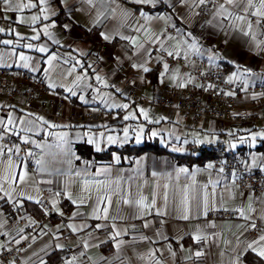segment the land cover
<instances>
[{"label": "snow or ice", "instance_id": "obj_1", "mask_svg": "<svg viewBox=\"0 0 264 264\" xmlns=\"http://www.w3.org/2000/svg\"><path fill=\"white\" fill-rule=\"evenodd\" d=\"M0 4L3 6L0 11L20 14L14 20L7 16L3 17L4 19L12 20L13 23L35 26L31 27L34 33L31 37L22 36L15 28L7 30L17 39L15 41L0 40V45L13 46L11 52L0 49V67L11 68L13 64L7 63V57L15 55L16 67L27 69L31 73L39 70L40 61H33L31 56L22 52L16 54L15 48L22 46L39 53H47L49 48L46 44L21 45L20 42L24 39L39 40L43 34L53 44L59 45L60 40L56 38L52 30L59 27L62 31L72 34L75 28L80 26L77 14L87 15L90 26L87 27L86 32L98 36L104 42L105 50L103 52L91 49L87 52L74 50L79 51L81 57L90 56L92 59L85 65L80 59L69 54L64 63L69 64L71 61L74 63L67 69H61L57 73L56 80L52 78L51 73L57 67L54 61L60 60L61 57L53 53L44 61L48 65L44 69L47 88L53 90V95L57 94L56 89L62 88L65 93H68L63 97L65 100L76 97L78 90L84 93L91 89V100L86 99L83 94L79 95V101L82 104L89 105L99 101L100 105L108 110L128 109L130 107L128 103H116L111 93L101 92L99 88H93L87 83L88 70H91L97 84L103 88H114L116 93L127 98V90L116 87L114 81L110 84L109 80L97 71L96 65L107 66L110 60L119 65L118 69L112 71V75L117 78L128 62H131V69L143 74L155 71L149 66L154 62L159 69L154 78L160 84L170 82L172 87L179 89L187 88L189 85L203 91L215 89L216 85L213 83H208L206 86L196 83L195 76L183 71L180 67H173L169 60V58L172 61L182 59L185 66L195 67L193 58H198L202 61L206 60L208 64V71L201 72V76H211L213 68L223 69L225 75H217L216 78L226 84H238V91L247 93L249 87L257 83L264 88V73L254 71L251 65L242 66L239 59H229L222 51L224 45L229 43V37L236 33L246 38L249 52L264 58V39L260 38L264 36V0H0ZM25 12L32 14L25 16L23 15ZM133 21L135 24L132 23ZM154 22L164 25L159 34L153 27ZM125 30L138 35H129ZM205 31L213 37L223 33L221 43L215 46L206 45L202 41ZM4 32L6 29L0 28V33ZM118 41H124L126 45H121L116 51ZM129 48L132 49L130 53ZM77 67L84 71L76 75L71 84L66 83L67 76L75 73ZM139 79L143 83L145 76L141 75ZM40 83L43 84L44 81ZM131 83L136 85L135 80ZM221 93L227 97H235L237 90H221L216 94ZM260 96H264V92H253L250 98L255 100ZM3 107L14 106L0 105V108ZM136 110L148 123L159 124L165 119L160 117L152 120L147 109L136 106ZM92 111H100V108H93ZM233 115L241 114L237 112ZM123 119L135 120L137 116L135 112L129 111ZM69 127L71 125H61L32 112L17 117L10 111L7 119L0 117V141H5L6 137H16L19 140V143H12L11 146L0 143V205H10L9 211L19 212L25 202H34L40 205L44 215L58 214L60 217L66 216L61 199L74 206L71 214L67 215V223L62 221L55 226L54 230H41L40 236L51 234L53 242H46L40 249L46 257V259L44 257L40 259V264H85V259L91 264H114L115 261H119V264H135L133 258L128 255V249H132L134 253L136 245L155 244L161 239L169 243L162 245L161 248H150L145 254L135 255V259L142 261L143 264H163L164 248L175 259L177 253L173 250L171 241L175 240L183 250L184 245L180 241L185 235L189 236L192 246L184 259L191 264H200L201 259L209 255L207 249L221 238V233L215 231L218 225L208 219L212 213L219 212L235 217L237 222L230 227L238 230V234H233L234 239H223L226 247L219 255L222 258L227 256V264H264V188L261 189L260 195H255L256 190L249 187L248 191L240 192L241 203L238 207H227L228 201L234 200L236 191L243 186L241 182L244 174L238 170H232L228 174L231 178V185H229L226 178L221 175L225 172L226 161L220 162L221 166L218 170L217 165L212 162L205 163L203 167L173 166L167 162L171 171H154L152 176L156 178L157 183L150 194L145 195L142 186H137L135 191L131 184L124 188L125 181L118 169L114 172L111 165L95 167L94 161L84 158L81 154L101 153L108 146L127 143L129 128L123 129L122 140L112 135L105 137L103 132L93 135L90 131L92 127H107V125H89V131L83 134L76 133L75 139L66 131H50ZM143 131L141 126L136 132V144H141ZM41 134L50 139L33 138ZM229 134L233 135V133ZM157 135H159L157 132L151 133L153 137ZM175 139L180 141L179 136ZM257 140L264 141V131L249 130L248 137H240L239 144H246L249 149H252L257 147ZM220 143L215 136L201 138L197 133L191 140L181 141V146L173 145L171 151L186 154L203 163L205 155L217 150L225 151L222 147L219 149L213 147ZM34 149H38L39 154ZM234 149H237V144L230 143L227 150ZM250 155L251 163L244 164L249 179L254 170L264 172V155L251 152ZM232 156L235 160L237 154L233 152ZM111 157L115 163H120V156L115 152L111 153ZM33 160L36 173L66 177L63 188L55 191L47 202L39 195L33 196L29 193L31 189L39 194L41 192L39 184L53 183L51 179L37 181L33 175H30L33 171L31 167ZM74 162H82L84 167L74 168ZM195 162L193 160L192 164ZM93 167H95L94 173L90 171ZM205 171L210 176L213 171H216L217 178H210L206 183H200L197 176ZM73 172L76 177H88L81 180L82 194L78 196H74L71 190ZM98 177H104V179H97ZM221 186H223V192H218L217 189ZM47 191L52 192V189L49 188ZM224 193H227V196ZM114 203L117 207L113 215ZM49 204L51 207H48ZM82 208H87L88 211H81ZM2 215L3 213L0 212V217ZM201 217L205 222L198 223L191 233L170 236L164 231L169 219L191 221L200 220ZM27 219L29 221L27 227L36 224L31 217ZM137 221L141 222L139 226L147 232L135 235L138 229V224L135 223ZM6 225L7 220L0 218V235L7 237V242L0 243V251L11 254L13 249L8 245L14 243L18 246L15 251L26 252V249L19 247L22 241L29 239L27 235H24L25 229H14L16 234L13 236L11 235L13 229L10 226L6 229ZM156 225H159L158 229ZM47 227L45 225V229ZM65 232L68 233L67 236ZM62 238L68 240L73 246L60 242ZM36 239V236L31 237L32 244L36 242ZM32 244H29L28 248H31ZM106 245L108 250L113 252L111 257L100 256L93 260L88 255L89 250L103 249ZM157 253L161 255L157 256ZM32 255L37 253L33 251ZM0 264H4L3 257H0ZM6 264H16V259L13 258ZM23 264L27 262L24 261ZM221 264H224L223 260Z\"/></svg>", "mask_w": 264, "mask_h": 264}, {"label": "crops", "instance_id": "obj_2", "mask_svg": "<svg viewBox=\"0 0 264 264\" xmlns=\"http://www.w3.org/2000/svg\"><path fill=\"white\" fill-rule=\"evenodd\" d=\"M2 4H0V10H2ZM35 11V10H33ZM31 12H25L23 15L28 16L31 15ZM18 13H8L0 11V28L6 29V32L0 33V40L4 39H12L15 41L17 38L14 34H9L7 30L15 28L16 31L20 32L24 37H31L34 33L31 30V27L27 24H18L13 23L12 20L15 19ZM12 17V20L4 19L3 17ZM77 19L79 21V27H76L72 34H69L66 31H62L59 27L53 29L52 31L56 34V38L60 40V44H53L46 36L41 34V38L39 40L33 41L30 39H24L20 43L21 45L26 43H32L34 45L46 44L49 48L47 53H39L34 49H28L24 47H16V54L24 53L25 55L31 56L33 61L39 60V70L35 73L29 72L27 69L16 67L14 61H16V56L12 55L7 57V63L13 64L11 68L0 67V105H11L14 107H3L0 108V117L7 119L8 112H13L17 117L24 115L27 112H32L35 115L44 116L46 119H50L52 122L64 125H71L69 128H61V129H51L50 131H66L69 133L70 137L75 139L76 133L83 134L84 132L89 131V125H107V127H92L90 129L93 135H99L101 132L104 133V136L112 135L119 137L121 140L124 138L123 129L125 127L129 128V135L127 143L123 145H111L105 149L104 152L109 151L107 156L96 158L95 153H81L84 158L90 159L95 162V167H99L101 165H111L113 171L119 170L120 175L123 177L125 183H123V187L127 188L129 184L132 185L133 191H135L137 186H142L145 195H149L152 188L157 183L156 178L152 176L154 171L156 172H168L171 169L168 167V163L170 162L173 166H192V167H203L205 163L212 162L217 165V170L221 166L220 162L224 159L220 158L218 162L214 159L207 160L201 164H188L177 163L175 162L168 154H154L151 152H143L139 155H121L114 151L115 149L121 148L124 145H142L144 143H150L157 145L163 148L166 152H171L175 155L184 156L186 154L182 153H174L171 151V147L173 145L181 146V141L184 139L191 140L193 135L199 133L200 137L204 136H215L221 142V146L228 147L230 143H236L237 149L232 150L237 154V159L244 167V164L251 163V153H256L257 155H264L261 152L255 151L254 148L249 149V147L245 145L239 144L240 137H248L249 130L251 132H261L264 131V124H243V125H232L219 120H215L212 118H193L192 116H184L181 113L177 112L175 109L158 107L154 105V101L156 98L162 97L164 95H172L173 92L179 88H174L171 86L170 82H166L165 84H160L154 77L158 74L159 69L157 65L153 62L149 66L152 67L155 71L149 74L137 73L135 70L130 68V63L128 62L123 66V70L119 72V78L112 75L113 69H118L119 65L115 63V61H109L107 66L96 65L97 71L104 75L106 79L109 80L111 84L113 81L115 82L116 87L127 90V98L119 95L115 92L114 88H103L101 85L97 84L95 81L94 74L91 70H88V80L87 83L91 84L93 88H99L101 92L111 93L113 99L116 103H128L130 107L125 110L113 109L108 110L100 105L99 101L94 104L84 105L79 101V95L83 94L86 99L91 100L92 90L89 89L87 92L81 93L79 90L77 91L76 97H71L68 100H65L63 97L67 96L68 93H65L62 88L56 89V95L52 94L51 89L47 88V79L44 75V69L48 67L44 61L47 60L48 56L56 53L61 57L60 60L54 61V64L57 65L55 71L51 73L52 78L54 80L57 79V73L61 71V69H67L71 66L74 61H71L69 64H65L64 60L68 59L69 54L80 59L82 63H85L88 60H91L92 57H81L79 55V51L74 50H82L87 52L89 49L92 51H101L103 52L104 46L102 43H92L86 42L84 40V32L87 27L90 26V22L88 21L87 15L84 13H78ZM67 22V21H65ZM47 23V22H45ZM135 24V21L132 22ZM154 29L159 34L161 28L164 25L160 22H154ZM129 35H138L135 32H131L125 30ZM174 34V33H173ZM223 33H220L217 36H209L207 31H205L202 41L208 45H219L222 40ZM264 39V36L260 37ZM121 45H126L124 41H118L116 45V51H118ZM248 45L246 42V38L240 36L239 34L234 33L229 37V43L224 45L222 51L223 54L226 55L229 59H239V63L242 66L251 65L253 70L258 73H264V58L254 55L252 52L247 50ZM0 49H3L5 52H11L13 46L11 45H0ZM129 53L132 51L131 48L128 49ZM238 54L239 57H238ZM154 55H159V53H154ZM198 59V58H193ZM170 63L173 67H180L183 71H186L179 63L172 62L169 58ZM181 61H183L181 59ZM206 62V60H204ZM207 63V62H206ZM223 72L224 70L221 69ZM84 69L77 67L75 73L70 76H67L66 83L71 84L72 80L75 79L76 75L81 74ZM225 73V72H224ZM141 75L145 76V80L143 83L140 82L139 77ZM41 79L44 81L43 88L39 90L35 96L31 99H27L22 91L17 92L14 96H11V93L17 83L22 84V88H28L35 84V81ZM151 79L154 82H151ZM135 80L136 85H133L131 81ZM150 81V83H149ZM59 83V81L57 80ZM196 83H198L196 81ZM259 86L257 83L254 86H250L247 93L243 91H238V84H228L224 91H232L237 90V95L235 97H227L226 98H234L236 100V106L240 112L246 114H256L258 113L262 107L264 106V96H260L258 99H251L252 91L251 88ZM196 88V87H195ZM198 93L202 96V99L205 98L206 92L200 88H196ZM264 91H258L255 93H260ZM133 95V99H130L129 96ZM136 106L142 107L148 110L149 117L152 120L158 119L160 117H165V119L161 120L159 124L156 123H148L145 121L136 110ZM93 108H100V111L93 112ZM23 110V111H21ZM129 111L135 112L137 119L135 120H124L123 116L126 115ZM19 123V120H17ZM80 125L81 127H76ZM143 127L144 131L142 134V142L141 144H136V132L139 131L140 127ZM152 132H157L159 135L151 136ZM229 133H233L230 135ZM179 136L180 141H177L175 137ZM34 139L43 140L50 139L45 138L43 134L39 137H33ZM260 140H257V145ZM0 143H7L11 146L12 143H19V140L16 137H6L5 141H0ZM34 151L39 154L38 149H34ZM115 152L120 156V163L117 164L112 160L111 153ZM102 153V152H101ZM139 162V163H138ZM57 167H66L62 165H56ZM32 172L30 175H33L37 181L40 180H48L51 179L53 181L52 184H39L38 186L41 188V192L37 194L35 191L29 189V193L33 196L39 195L41 199L43 195H45V202L52 198V194L55 191L61 190L63 188L64 181L66 177H56V176H48L47 174L36 173L35 172V161H31ZM74 168H83L84 164L82 162H74ZM95 167L90 169L91 172L94 173ZM245 168V167H244ZM19 168L17 169V171ZM232 170H227L225 168V172L221 175L224 176L227 180V183L231 185V178L228 175ZM254 172H260L258 169L254 170ZM131 177V180H129ZM88 177H76L74 172L71 175L72 184L71 190L74 196H78L81 193V180L87 179ZM115 178V176H113ZM216 179L217 172L213 171L211 176L208 172H202L197 176V180L200 183H206L209 179ZM97 179H104V177H98ZM51 188L52 192H48L47 189ZM218 192H223V186L217 189ZM248 191V189L240 188L236 191L235 199L230 200L227 203V207L234 208L238 207L241 203L240 192ZM86 195V194H85ZM227 196V193H224ZM115 197L113 200L115 201ZM35 204L34 202H29ZM246 203V201H245ZM61 204L64 205V210L66 211L65 217H60L58 214L51 215L49 218H46V215L43 214L42 218L34 217L30 212L23 210V207L16 212L15 210L9 211L10 205L2 206L0 205V212L3 213L2 219L7 220L6 229L11 227L13 231H11V235L15 236L14 229L16 228H24V235H27L29 239L27 241H22L19 247H23L26 249V252H19V259L16 264H23L24 261L27 264H40V259L44 257V253L40 252V249L44 247L46 242L51 241V234L48 236H40V232L42 229L48 231V229H55L57 224H60L62 221L67 223V215L71 214V211L74 210V206L65 200L61 199ZM40 208V205L35 204ZM258 206V205H257ZM48 207H51L49 204ZM117 205L114 203L112 207V214H115ZM41 210V208H40ZM42 211V210H41ZM81 211L87 212V208H82ZM24 217V219H21ZM28 217H31L36 221L35 225L31 227H27L26 225L29 223ZM148 219H152V217H148ZM211 221L215 222L218 227L215 231L221 233V238L217 241L212 247L208 248L207 251L209 255L206 258H202L200 264H221L223 260L224 264H227V256L221 257L219 253L225 250V245L223 243L224 238H232L234 239L233 234H238V230L236 228L230 227V225L235 224L237 222L235 217H230L227 213L219 212L212 213L208 218ZM79 223V221H76ZM204 218L201 217L200 220H191V221H179L174 219H169L167 221V225L165 226L164 231L170 236H178L183 235L184 233H191L194 231L195 226L198 223H204ZM138 224V229L135 235H139L142 232H147V230L143 229L141 226V222H135ZM243 223V221H240ZM45 225H47V229H45ZM38 226V230L32 233V228ZM157 229L159 225L155 226ZM211 231V230H210ZM68 233L65 232V236ZM36 236V242L32 244L31 237ZM131 236L129 237V239ZM7 242V237L0 235V243ZM62 243L69 244V246H73L70 244L68 240L61 239ZM169 241L159 240V243L155 244H138L134 248V253L132 249H128V255L131 256L135 262V264H143L142 261L136 260L135 255L145 254L150 248L156 249L161 248L162 245H167ZM173 250L176 251L177 257L174 259L169 253H167L166 248L163 251V264H191V262L184 259L189 254V249L192 246V241L189 236L185 235L184 239L180 241L181 244L184 245L183 250L177 245L175 240L171 241ZM12 244V243H11ZM14 244V243H13ZM32 244L31 248H28V245ZM10 245V244H9ZM8 245V246H9ZM33 251L37 253V255H32ZM2 252V251H0ZM88 255L96 260L100 256L111 257L113 252L108 250V246H104L103 249L93 248L89 250ZM161 253H157V256H160ZM46 259V257H44ZM85 264H91V262L85 259ZM114 264H119V261H115Z\"/></svg>", "mask_w": 264, "mask_h": 264}, {"label": "built area", "instance_id": "obj_3", "mask_svg": "<svg viewBox=\"0 0 264 264\" xmlns=\"http://www.w3.org/2000/svg\"><path fill=\"white\" fill-rule=\"evenodd\" d=\"M173 62V61H172ZM179 63L187 72H190L193 76L196 77V81L200 84H204L205 86L208 83H213L216 85L215 89H211L206 92V96L202 99L200 93H198L197 89L191 85L184 89H177L170 95H164L162 97L156 98L153 102L154 105L158 107H165L170 109H175L177 112L181 113L184 116H192L193 118H212L215 120H219L232 125H255V124H264V106L262 109L256 114H246L240 112L236 106V100L234 98H226L221 90H225L228 84L223 83L220 79H217V75L224 76L225 73L219 69L213 68L211 76L204 77L201 76V72L208 71V64L200 59H194L195 67L185 66L183 61L178 60L174 61ZM41 79L35 81V84L28 87L22 88L21 83H17L11 93V96H14L17 92L22 91L23 95L27 99L33 98L36 93L43 88V84L40 83ZM252 92L264 91V88L260 86H255L251 88ZM130 99H133V95L129 96ZM239 112L240 116H234V113ZM216 149L224 148L225 151L221 152L219 150L214 151L220 154V158H223L226 161L227 166L225 167L227 170H238L242 174H244V179L242 183V189H249V187L254 188L256 190L255 195L261 194V189L264 188V172H254L251 175V179L246 174V169L241 165L239 160L233 159L232 153L233 151H228V147L221 145H214ZM220 158L214 159L216 162L219 161ZM45 200V195L42 196ZM50 216H46L49 218ZM38 226L32 228V233L38 230ZM9 247L13 249L11 254L2 251L0 252V257H3L4 264L7 261L16 259V262L19 259V252L15 251L18 247L15 244H10Z\"/></svg>", "mask_w": 264, "mask_h": 264}, {"label": "trees", "instance_id": "obj_4", "mask_svg": "<svg viewBox=\"0 0 264 264\" xmlns=\"http://www.w3.org/2000/svg\"><path fill=\"white\" fill-rule=\"evenodd\" d=\"M84 40L86 42H92V43H102V41L98 38V36L92 35L87 33L86 31L84 32ZM104 46V43H103ZM151 82L153 83L154 80L151 79ZM255 151L261 152L264 154V141H259L258 145L256 148H254ZM114 151H116L117 153L121 154V155H139L143 152H151L154 154H168L175 162L177 163H184L187 162L188 164H192V161L195 160V164H201V160H197L194 157H190L188 155H175L171 152H166L163 148L154 145V144H150V143H144L142 145H124L121 148L115 149ZM109 153V151L107 152H102V153H95V157L96 158H100V157H105L107 156V154ZM220 158V154L217 152H211L207 155H205L203 157V162L207 161V160H212V159H217ZM23 210L30 212L34 217L36 218H42L43 214L42 211L40 210V208L38 206H36L35 204L29 203V202H25L24 206H23Z\"/></svg>", "mask_w": 264, "mask_h": 264}]
</instances>
